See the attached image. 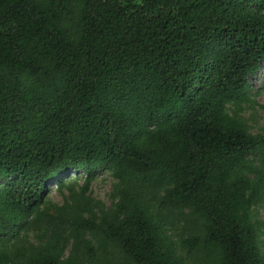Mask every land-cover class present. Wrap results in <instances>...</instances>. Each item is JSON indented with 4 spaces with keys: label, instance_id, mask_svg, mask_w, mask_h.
Returning a JSON list of instances; mask_svg holds the SVG:
<instances>
[{
    "label": "trees",
    "instance_id": "16d2710c",
    "mask_svg": "<svg viewBox=\"0 0 264 264\" xmlns=\"http://www.w3.org/2000/svg\"><path fill=\"white\" fill-rule=\"evenodd\" d=\"M262 65L264 0H0V264H96L62 256L60 227L129 264H264V132L229 111ZM102 168L117 200L97 217ZM71 169L72 205L46 204Z\"/></svg>",
    "mask_w": 264,
    "mask_h": 264
},
{
    "label": "rangeland",
    "instance_id": "374dc122",
    "mask_svg": "<svg viewBox=\"0 0 264 264\" xmlns=\"http://www.w3.org/2000/svg\"><path fill=\"white\" fill-rule=\"evenodd\" d=\"M249 81L250 87L246 92L247 100L235 105H229V111L231 112L232 110L244 118L252 133H262L264 132V65L250 77ZM84 175L85 173L82 169H71L52 177L46 184L44 202L55 208L63 207L66 210L69 205H72L73 195L78 194L81 190ZM117 188V180L113 178L109 169L102 168L97 170L94 179L91 180L83 193L87 207L92 209L95 216L99 217L102 213H107L106 211L113 208L117 200ZM253 209L254 218L261 222L259 244L264 254V194L253 206ZM67 230L65 227H60L58 230L54 229V232H60L61 236L65 237L62 251L63 257H71L73 259H84V257H87L89 258L88 261L96 264H129L115 246L104 244L97 234L91 232L83 233L82 243L74 237V234H70ZM20 232L21 234L26 233L21 236V239L25 240L27 245L42 247L51 241L53 230L42 226L40 228L25 229V231ZM19 244H23V242H19ZM85 245L92 249L91 258ZM185 252L182 250L180 253L186 256Z\"/></svg>",
    "mask_w": 264,
    "mask_h": 264
}]
</instances>
